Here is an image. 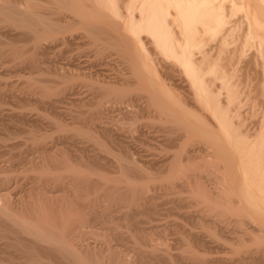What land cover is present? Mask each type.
<instances>
[{
	"label": "bare ground",
	"instance_id": "bare-ground-1",
	"mask_svg": "<svg viewBox=\"0 0 264 264\" xmlns=\"http://www.w3.org/2000/svg\"><path fill=\"white\" fill-rule=\"evenodd\" d=\"M39 2L45 6L40 5L36 9L34 0L32 3L31 0H0V30L5 28L10 32L16 31V36L24 38V43L20 44V41V47L16 43L13 50L10 48L7 50L3 39H0V57L11 54L12 57L14 56L12 61L18 64L23 54L27 55L28 52L29 67L38 71L39 68L36 66L39 62L35 61L38 53L49 50L47 47V49L41 48L45 46L44 43H50L48 46L49 48L52 46L53 50L59 47L62 49L77 38L78 41L86 40L85 51L88 49L90 53L94 52L96 58H103V55L110 51H118L124 57L129 73L113 82L100 81L99 78L97 80V77L94 79L91 76L92 72L87 75L84 72L86 70L83 71L80 67L82 73L78 72L79 68L77 72L72 68V60L77 54L75 57L66 56L67 60L61 66L55 65L58 59L55 55V64L51 63L54 64L51 68L53 75L48 76L49 84L40 81L38 79L41 76L40 73L34 71L36 76L30 73V77L26 80L23 76L22 81L25 82H22V85L19 84L20 87L12 83L13 87L9 86V88L12 87L11 90L15 92L19 90L34 94L37 92L42 100L53 97L50 104L55 106L65 100L64 96L60 97L62 91L73 92L75 88H78L80 84L78 82L82 83L88 79L90 80L88 87L98 90L100 95L89 94V97L85 96L88 98H83L84 100L78 98L79 102L74 101L75 107L78 103L80 104L76 107L79 112L74 110L77 112L76 118L85 116L84 112L87 109L89 119H86V123L89 122L91 125L92 122V126L95 125L93 122L111 124L116 120L115 118L121 121L127 119L130 126L126 125L129 128L127 127L128 131L124 129L126 131L124 133L126 136L129 135L126 137L128 140L138 131L139 121L141 123L144 120L146 123L143 121L144 125L154 123L158 125V131L163 137L160 141L162 146L158 145L163 150L158 152L165 151L169 154L164 155L166 157L163 156L162 160L156 159L157 161L153 158L146 159L147 161L136 159L140 163L143 162L140 164L139 161L132 159L133 154L129 147L127 154L111 156L112 161L108 162L107 154L111 153V149L108 148L109 143L106 140L113 142L117 134H113L112 128L100 127L98 131L97 128L91 129L84 126L86 123L83 125V121H78L83 125L80 128L76 126V122L72 125L67 122L68 125H66L67 123L62 121L63 118L59 117L62 123L52 118L53 124L57 122L54 128L63 132L64 137L65 134L70 138L71 136H77L76 139L82 137L81 139L92 142L95 148L87 151L85 147V149L81 147L83 152L78 151L81 155L76 161L70 159V154L68 155L70 157L66 155L68 151H59L60 155L55 151L50 154V151L42 147L38 151V157L31 158L26 152V155L21 154L16 157L20 162L13 158L19 162L17 164L24 165L23 173L29 176L27 180L29 179L31 184L29 183L30 187L26 189L27 191L22 190L24 193L19 191L15 193L13 190L17 187L12 189L13 186L20 184L17 178L20 174L22 175V172L16 173L18 176L16 177L14 170L0 169V264H149L150 262L152 264V260L156 261L153 264H219V262L264 264V115L260 118V122L255 121V124L251 126L234 122L235 119L233 120L229 107L237 101L240 92L239 84L233 83L235 80L233 81L228 74V70L232 71L234 66L235 56H227L231 52L229 47L235 46L232 50L233 55H236L235 51H240L239 49L244 51L243 49L248 50V47H251V50L254 48L257 51L256 56L264 60V0H125L123 7L119 5L120 0H39ZM121 11L125 14L124 18L121 17ZM238 14L241 16L239 15L237 19L241 18V24L245 25H242V28L246 27L242 30L243 32L239 31L241 26L237 27L241 35H237L238 33L235 35L233 30L237 28L230 26L233 25L230 23L233 17ZM239 19L238 22H240ZM73 30H82L83 33L74 36ZM20 38L19 40H22ZM145 40L151 44L150 51L149 48L148 50L143 48ZM238 40L241 41L240 44ZM235 42H238L239 46L236 47ZM67 53L68 51L57 54ZM177 75L182 76L181 79L178 77L179 83L175 78ZM19 80L21 79L17 81L21 83ZM7 85L5 83L2 85L4 87L0 85V92L7 88L5 87ZM60 87L64 90H60ZM180 89L185 90L181 92ZM92 90L91 94L94 93ZM184 91L187 93L185 94ZM74 93H71L72 97ZM78 107L81 108L78 109ZM112 108L115 109L112 111ZM20 116L24 118L26 115ZM63 122L66 124L64 125ZM32 131L25 135L32 141L31 144L36 143L37 146V143H41L45 137L40 135L45 134L38 136ZM124 133L122 136H125ZM123 139L120 141L123 142ZM139 139L136 138L135 141ZM120 141L118 145L122 147L123 144ZM135 141L132 140V142ZM166 148L169 151L165 150ZM102 156L107 160L104 163ZM194 156L211 159L212 161L208 163L209 161L206 162L204 158V162L208 165L214 164V169L210 170L212 172H206L207 174L204 171L201 172L200 169L205 165L202 162L195 163L196 160L193 162L194 169L189 168L190 160L188 159L192 158V161ZM187 160L185 168H188V171L182 167L186 165L184 163ZM98 164L103 165L98 167ZM107 165H112L113 169L110 168L116 170L115 176H112V173L109 176L110 171ZM100 167L107 169L108 172L101 173L102 171L98 169ZM206 167L208 166L203 169L206 170ZM64 173L71 177L64 178L63 176H66L63 175ZM23 178L26 179V177ZM51 183H59V186L62 184L58 192L61 193L62 187H64L63 191L67 188L66 192L62 191L58 194L56 191H49L48 188L53 185ZM161 183H165L164 186ZM159 185L163 188L161 191L164 194L174 196L173 201L178 209L188 210L185 216L191 219L189 224L183 222L184 225L173 224L172 226L169 223L171 225L166 224L160 228L159 225L155 226L151 223L154 226L151 227L150 224L148 227L149 222L153 220L150 216H143L145 218L141 221L130 219L134 224L129 221V218L136 214L160 213L157 202L158 197L163 193L160 191L162 193L160 195L159 191L158 193L155 191ZM150 189L156 193L147 195L146 192ZM130 206L131 209H129ZM126 220L132 224L129 223V226L134 225L133 228L128 227V222L125 223L127 226H123L124 223L122 226L119 224ZM114 221H117L120 226ZM98 225H104V228L99 226L102 228L99 230ZM121 227L126 228H124L125 233L128 231L129 237H127L130 238L128 241L131 240L132 244L128 241L127 243L131 246L130 252L133 250L132 256L129 255L128 244L123 246L128 252L119 244L121 241L118 238L125 234L118 232ZM169 229H171L170 232ZM165 231L178 235V239L175 238L180 245L177 247L176 243L175 247L169 249L175 253V249L179 248L178 254L172 255L166 249L168 246L164 244L167 241H165L167 237ZM203 235L213 240H221V245H223L222 241L230 243L229 246L234 243L237 245L234 248L237 249L236 251L240 249V252L235 251L236 255L231 254L232 256L227 260L222 258L220 261L222 255L219 260L212 257L206 258L202 253L208 250L197 247L198 243L202 242L200 238ZM87 236L89 238L98 236L99 238L94 239L102 240V244L100 245V241L94 242V239L92 242L91 238V242L90 240L88 242ZM117 240L120 241L118 243L120 246L115 245ZM193 240L194 243L199 242L195 245L191 243ZM112 241L115 243L112 244ZM201 244L205 246V243Z\"/></svg>",
	"mask_w": 264,
	"mask_h": 264
},
{
	"label": "rangeland",
	"instance_id": "rangeland-1",
	"mask_svg": "<svg viewBox=\"0 0 264 264\" xmlns=\"http://www.w3.org/2000/svg\"><path fill=\"white\" fill-rule=\"evenodd\" d=\"M14 1H17V0H14ZM121 2H120V6L121 7H123L124 5L123 4H125V0L124 1H122V0H120ZM19 2V1H18ZM33 2V0H31V3ZM19 3H21V2H19ZM36 3H39V4H36ZM34 5H35V7H36V9L37 8H39V6L41 5V7L42 6H45V4H43V3H40L39 2V0L37 1V0H34V3H33ZM122 4V5H121ZM120 7V9L121 10H123V8H121ZM122 12V11H121ZM240 14H238V16H235V17H233L234 19H232L233 20V22H232V20H231V24H233V25H230V26H235V28H237L238 26H241V28H242V25L243 26H245L244 24H241L242 22H241V18L239 19V21L240 22H238V19H237V17H240L239 16ZM124 16H125V14L122 12V15H121V17L122 18H124ZM237 19V20H236ZM235 22H237L236 24H237V26H236V24H235ZM243 23H245V21L243 20ZM235 24V25H234ZM239 29V28H237V30H233L234 31V34L235 33H238L237 35H241L242 33L241 32H238V29H239V31H242V30H244L243 28L242 29ZM2 31V33H0V35H1V40L6 44V49L8 50V48H10V50H13V48H15L16 47V43H18V45H19V43H20V41H21V43L20 44H22V43H24V38L22 39V38H20V36H16L17 35V32L15 31H12V32H10V30H6L5 28H3L2 30H0V32ZM232 31V32H233ZM78 32V33H77ZM80 32V33H79ZM81 32L83 33V31L82 30H73L72 31V34H74V36H78L79 34H81ZM243 32V31H242ZM7 33V34H6ZM12 33V34H11ZM3 34V35H2ZM10 34V35H9ZM6 35V36H5ZM236 35V34H235ZM14 36V37H13ZM6 39H5V38ZM18 38V39H17ZM19 38L20 39H22V40H19ZM7 39L9 40L8 42H7ZM77 38H75L72 42H71V44L69 45V46H67V47H63L62 49L59 47V48H56V49H54L57 53L59 52H65V51H68V53L67 54H61V55H59V54H57V53H55V51L53 50V49H51V47L52 46H50V48H49V46L48 45H50V43H44L43 45H45V46H42L41 48H48L49 50H44V52L46 53V55H45V53H42V52H40V53H38V57H37V59H36V56L34 57L35 59V61H37V62H39V64L37 63V68H39L38 69V71L37 70H32L30 67H29V59H28V52H27V55L26 54H23V57H25V58H23V57H19L21 60H20V62H18V64H17V62L16 63H14V61H12L13 59V57H12V55L10 56L9 54L6 56V55H3V56H1L0 57V71H2V72H0L1 74H0V85L2 86V85H4V83H5V85H7V86H5V87H7V88H5L4 90H2V92H0V93H2V95H0V169H7V170H14V174H15V176L16 177H18L17 176V174H20L21 172H22V175L20 176L19 175V177L17 178L18 179V181H20L19 183L20 184H18V185H16V186H13V188L12 189H14V188H16L15 190H13L15 193L17 192L18 193V191L19 192H23V191H27L28 189H29V187H30V180L28 181L27 180V177H29V176H26L25 175V173H23L24 171H23V169H24V165L23 166H21V165H19V164H17V162L19 161L20 162V160H19V158H16V157H19V155L21 156V154H23V155H26V154H28V156L30 155L31 156V158H35V157H38L37 156V154H39V150H41L42 148H44V149H47L48 151H50V154H53L54 153V151L55 152H58L57 154L58 155H60V153H59V151H61V152H65V151H68V152H66V153H68V154H66L67 156L70 154V156H68V157H70V159L72 160V161H76V160H78L79 159V156L81 155V152H83V150H82V148L83 149H85L86 148V150L88 151L89 149H91V150H94V148H95V146L93 147V143L91 142V143H89V141H87V140H85V139H81L80 137H78L77 139L75 138V137H77V136H71L72 138H70V136H66V134H65V137H64V133L63 132H60L58 129H55L54 127H55V125L57 124V122L55 123V124H53L54 123V119L56 118V120L58 121V123L60 122V123H62V121H65L66 123L68 122L69 123V125H72L73 123H75L76 124V126H78V127H80V128H82L83 127V125L86 123V119H89V117L87 116L88 115V112H86L87 111V109H85L86 111L84 112V113H86V115L85 116H80V118H79V116L76 118V111H74V110H77V106L78 105H80L78 102H79V99H86V98H88L89 96V94L90 95H95V96H99L100 95V93L98 92V90H92L90 87H88V81H90V80H88V79H86V80H84L82 83L81 82H78V83H80L79 84V86H77L78 88H75V90L73 91V92H64V91H62L63 93L62 94H60V97L61 96H64L65 98V100H62L60 103H58L57 105L55 104V106L54 105H52V104H50V103H52V101L51 100H53L52 98L53 97H49L50 99H44V100H42V98L40 99V97H41V95L40 94H38L37 92H35V94L34 93H31V92H25V91H23L22 92V90L20 91H12L11 90V88L13 87V84L12 83H14L15 85L17 84V85H19V84H23L22 82H25V81H22L23 80V76H25V80L28 78V77H30V75L31 74H33L34 73V75H35V72L34 71H37L36 73H40V75L41 76H43V77H45V78H43V77H38L39 75L37 74V77H38V79L40 80V81H44V83H46V84H49L50 83V78L49 77H52V75L53 74H51L52 73V70H51V68H53V66H54V64H55V62H56V66L57 65H59V66H61V65H63V63H65L66 62V60H67V57H75V55L77 54L78 55V53H79V56H77L76 55V57L75 58H73V62H72V68H74V70L77 72L78 71V68L80 67V68H82L83 69V71L84 70H86V71H84V72H86L85 74H91V72L93 73V74H91V76L94 78V79H96V77H97V80H98V78H99V80L100 81H102V80H107L108 82H113V80H117L118 78H120V76H123V75H127V73H129V68L127 67L128 65H126V61H125V59H124V57L123 56H121L119 53H118V51L116 52L115 50L114 51H110V53L108 52L107 54L105 53L104 55H103V58L102 57H100V58H96V55L94 56V52H92V53H90L91 51L89 50L88 51V49H87V51H85L86 49H84V48H86L85 47V43H87V42H85L84 40H82V39H80L79 41L78 40H76ZM11 41V42H10ZM14 41H15V43H14ZM75 41V42H74ZM239 41V44H240V42L242 41V39H241V41L240 40H238ZM2 42V43H3ZM8 44H7V43ZM46 42H48V41H46ZM78 43H80L79 45H78ZM83 43V44H82ZM236 44H234V45H236V47L237 46H239V44H237L238 42H235ZM10 44V45H9ZM14 44V45H13ZM78 45V46H77ZM83 47V45H84V47L82 48L81 46ZM149 45H151L148 41L146 42V40L144 41V46H143V48H149V51H150V47L151 46H149ZM15 46V47H14ZM21 45H19V47H20ZM72 46V47H71ZM80 46V47H79ZM87 46V45H86ZM18 47V46H17ZM88 47V46H87ZM233 47H235V46H232V47H229V49L231 48V52L229 53L230 55H228L227 54V56H235L234 57V62L236 63H234L233 62V64H234V66L232 67V71L231 70H228L229 71V76H231L230 78H232V80L234 81H232L233 83H237V84H239V98L237 99V101L235 102L236 103V105H235V103L233 104V105H231L230 107H229V109H231L230 111V113H232L231 115H232V117H233V120H234V122L235 123H237V124H239V123H241L242 122V124L243 123H245L246 125H254L255 123V121H256V123L257 122H260L259 120H261L260 118L261 117H263V115H264V93L262 94V92H264V74H263V71H264V60L261 58V60H260V57L258 58L257 56H256V54H257V51H255V49L254 48H252V50L250 49L251 47H248L247 49L248 50H245V49H243L244 51H246V52H244V51H242L241 49H239L240 51H235V52H237L236 53V55H233L232 54V50L234 49ZM4 48V49H5ZM12 48V49H11ZM46 48V49H47ZM74 48V49H73ZM75 48H77V49H75ZM5 49V50H6ZM57 49H60L59 51H57ZM84 51H83V50ZM9 50V51H10ZM50 50H51V52H50ZM77 50V51H76ZM83 51L82 53H81V51ZM144 50V49H143ZM148 50V49H147ZM8 51V52H9ZM47 51V52H46ZM146 51V50H145ZM228 51H230V50H228ZM15 52H16V50H15ZM76 52V53H75ZM89 54H88V53ZM235 52H233V53H235ZM240 52H242L241 54H240ZM252 52V53H251ZM50 54V55H49ZM52 54V55H51ZM53 54H54V56H53ZM110 54V55H109ZM239 54V55H238ZM248 54V55H247ZM55 55H57L56 57L59 59H57L56 60V58H55ZM242 55V56H241ZM252 55H254V56H252ZM10 56V57H9ZM46 56V57H45ZM60 56V57H59ZM67 56V57H66ZM151 56H153V55H151ZM48 57H49V59H48ZM97 57H99V56H97ZM123 57V58H122ZM253 57V58H252ZM80 58H81V60H80ZM83 58V59H82ZM96 58V59H95ZM238 58H241V59H238ZM243 58V59H242ZM9 59V60H8ZM10 59H11V62H10ZM76 59H78L77 61H75ZM85 59V60H84ZM124 59V60H123ZM259 59V60H258ZM17 60V59H16ZM19 60V59H18ZM40 60V61H39ZM53 60V61H52ZM56 60V61H55ZM61 60H63L62 61V63H61ZM237 60H240V61H237ZM6 61V62H5ZM28 61V62H27ZM55 61V62H54ZM92 61V62H91ZM95 61V62H94ZM8 62V63H7ZM54 62V64L52 65L51 63H53ZM61 64H60V63ZM91 62V63H90ZM259 62V63H258ZM6 63V64H5ZM21 63V64H20ZM58 63V64H57ZM76 63V64H75ZM79 63V64H78ZM87 63H89V64H87ZM14 64H16L15 65V67H14ZM75 64V65H74ZM6 65V66H5ZM8 65V66H7ZM18 65V66H17ZM74 65V66H73ZM76 65H77V68H76ZM79 65V66H78ZM126 65V66H125ZM235 65H237V66H235ZM3 66V67H2ZM17 66V67H16ZM14 67V68H13ZM88 67V68H87ZM235 67V68H234ZM241 67V68H240ZM11 68V69H10ZM79 68V73H82V69H80ZM234 68V69H233ZM14 69V70H13ZM26 70V71H25ZM45 70V71H44ZM49 70V71H48ZM234 70V71H233ZM235 70H236V72H235ZM249 70V71H248ZM8 71L10 72V73H8ZM29 71V72H28ZM239 71V72H238ZM5 72H7V73H5ZM18 72V73H17ZM41 72H45V73H47V74H43V73H41ZM5 73V74H4ZM20 73V74H19ZM31 73V74H30ZM238 73H239V75H238ZM3 74V75H2ZM16 74H19L20 76H22V77H20L19 75H16ZM49 74V75H48ZM84 74V73H83ZM117 76H116V75ZM227 74V75H228ZM263 74V75H262ZM33 75V76H34ZM233 75V76H232ZM2 76V77H1ZM15 76V77H14ZM16 76H18V77H16ZM36 76V75H35ZM34 76V77H35ZM49 76V77H48ZM235 76V77H234ZM32 77V76H31ZM109 77V78H108ZM114 77V78H113ZM178 77H180V76H176L175 78L178 80L177 82L179 83V79H181V77L178 79ZM41 78V79H40ZM102 78V79H101ZM240 78V79H239ZM18 79H21V80H19L21 83H19L17 80ZM52 79V78H51ZM112 80V81H111ZM241 80V81H240ZM8 82V83H7ZM104 82V81H103ZM244 82V83H243ZM105 84H106V82H104ZM12 84V85H11ZM90 84V83H89ZM81 85V86H80ZM240 85H241V87H240ZM9 86H12L11 88H9ZM2 87H4V86H2ZM2 87H1V89H2ZM19 87H20V85H19ZM62 87V86H61ZM60 87V90L62 89ZM79 87H80V89H79ZM88 87V88H87ZM242 88V89H241ZM92 90V92H94V93H92L91 94V90ZM244 89V90H243ZM62 90H64V89H62ZM79 90V91H78ZM85 90V91H84ZM90 90V91H89ZM183 90H185V89H183ZM183 90L182 89H180V91L181 92H183ZM187 90V89H186ZM263 90V91H262ZM1 91V90H0ZM3 91H4V93H3ZM7 91H8V93L11 95H9L8 93H7ZM96 91H97V93H96ZM249 91V92H248ZM12 92V93H11ZM19 92V93H18ZM20 92H22V93H20ZM75 92V93H74ZM81 92V93H80ZM185 92V94L187 93L186 91H184ZM244 92H246V93H244ZM71 93H74V95H73V97H72V95H71ZM77 93V94H76ZM79 93V94H78ZM85 95H84V94ZM244 95H243V94ZM14 94V95H13ZM27 94V95H26ZM37 94V95H36ZM83 94V95H82ZM19 95V96H18ZM66 95V96H65ZM81 95V96H80ZM224 95V94H223ZM223 95H222V97H223ZM15 96V97H14ZM26 96L28 97V98H26ZM33 96V97H32ZM70 96H71V98H70ZM84 96V97H83ZM85 96H88V97H85ZM37 97V98H36ZM18 98V99H17ZM24 98V99H23ZM79 98V99H78ZM33 99V100H32ZM38 99V100H37ZM71 99V100H70ZM73 99H75V100H73ZM77 99V100H76ZM83 99V100H84ZM2 100V101H1ZM50 100V102H48ZM80 100V101H81ZM74 101H78L77 103H78V105L75 107V105H76V102H74ZM23 102V103H22ZM63 102V103H62ZM25 103H26V105H25ZM138 103L140 104V101H138ZM31 107V108H30ZM44 107V108H43ZM51 107V108H50ZM20 108H22V109H20ZM76 108V109H75ZM79 108H81V107H78V109ZM1 109H3V110H1ZM19 109V110H18ZM57 109V110H56ZM62 111H60V110ZM115 108H112V111L114 110ZM4 110H6V111H4ZM38 110V111H37ZM84 110V109H83ZM234 110V111H233ZM3 111V112H2ZM13 111H14V113H13ZM15 111H17V112H15ZM20 111V112H19ZM24 111V112H23ZM29 111V112H28ZM48 111V112H47ZM58 111V112H57ZM78 111V110H77ZM81 111V110H80ZM111 111V110H110ZM23 114H25L26 116L23 118V117H19V115H23ZM79 112V111H78ZM81 112H83V111H81ZM80 112V113H81ZM34 113V114H33ZM49 113H50V115H49ZM58 113V114H57ZM60 113V114H59ZM71 113V114H70ZM263 113V114H262ZM16 114H18L17 116H18V118H17V116H16ZM38 114V115H37ZM30 115V116H29ZM47 115V116H46ZM58 115V116H57ZM109 115H112V113L110 114L109 113ZM9 116V117H8ZM14 116V117H13ZM39 116V117H38ZM64 116V117H63ZM238 116V117H237ZM62 119V121H60L61 119ZM71 117H72V119H71ZM84 117H86V118H84ZM88 117V118H87ZM7 118H10V119H7ZM26 118V119H25ZM52 118H54V119H52ZM76 118V119H75ZM79 118V120H77ZM82 118V119H81ZM5 119V120H4ZM14 119V120H13ZM32 119V120H31ZM81 119V120H80ZM84 119V120H83ZM116 120L118 119V118H115ZM241 119V120H240ZM16 120H18V121H16ZM22 120V121H21ZM35 120V121H34ZM72 120V121H71ZM114 120V121H112L111 122V124L109 123V124H105V123H102V122H97V124H96V122H93V124H95V125H93L92 126V122H91V125L89 124V122H87L86 123V125H84V126H88L89 128H91V129H96L97 128V130L99 131V129H101L102 127H105V126H107V127H109L108 129H110V128H112L111 130L113 131V134L115 135L116 133V138L113 140V142H111V141H109V140H106L109 144H107V146H108V148L109 149H111V153H109V154H107V160H108V162L111 160L112 161V158H111V156H117L118 154H121V153H124L123 155H125V153L127 154V152H129L127 149L129 148V150H131V152H132V154H133V157H132V154H131V152L129 153L130 154V156L132 157V159L134 158L135 160L136 159H140V161H141V159H145L144 161H147L148 159L149 160H151V158H153L154 160H162V159H164L166 156H164V155H167V154H169V153H165V151H163L162 153H161V151L163 150L161 147H158V145L159 146H162V144H160L161 142L160 141H162L161 140V138L163 139V137H162V133H161V135H160V132L158 131V125H156V124H151V125H149V124H147V125H144V123H145V121H144V123H143V121L140 123V121L137 123L138 124V131H136V134L134 135H132V137H130V139L128 140V138L126 139V137H128L129 135H125V133L124 132H126V131H128V126H126V125H129L130 126V122H128L127 121V119L125 120V119H122V121L119 119V120ZM244 120V121H243ZM26 121V122H25ZM30 121V122H29ZM82 122L83 123V125H81L82 123H79V122ZM123 121H125V123L123 122ZM238 121V122H237ZM12 122V123H11ZM25 122V123H24ZM77 122H78V124H77ZM121 122V123H120ZM126 122H128V123H126ZM251 124H250V123ZM253 122V123H252ZM19 123V124H18ZM30 123V124H29ZM35 123V124H34ZM41 123V124H40ZM66 123H64L63 122V124L65 125ZM68 123L66 124V125H68ZM122 123H124V124H122ZM142 124V125H144V126H140V127H142V129H140V127H139V125L140 124ZM248 123V124H247ZM5 124V125H4ZM75 124H74V126H75ZM146 124V123H145ZM211 124H212V122H211ZM54 125V126H53ZM90 125V126H89ZM212 125H214L215 126V124L213 123ZM23 126V127H22ZM98 126V127H97ZM124 126V127H123ZM125 126H126V128H125ZM101 127V128H100ZM123 127V128H122ZM128 127V128H127ZM213 127V126H212ZM10 128V129H9ZM99 128V129H98ZM118 128H120V129H118ZM216 128V127H215ZM26 129V130H25ZM31 129V130H30ZM124 129H126V131L124 130ZM30 130V131H29ZM34 132H33V131ZM139 130H141V131H143V133L145 134V135H143V133L140 131V133H137V132H139ZM33 132L34 134L36 133V135H40V134H45V135H40V136H45L44 137V140H42V142L41 143H37V146H36V143L35 144H31L32 143V141L31 140H28V136L27 135H25V134H27L28 132ZM124 133V135L125 136H122L123 135V133ZM158 132V133H157ZM38 133V134H37ZM142 133V134H141ZM10 134V135H9ZM138 134V135H137ZM147 134V135H146ZM59 135V136H58ZM117 135H119V136H117ZM121 135V136H120ZM140 135V136H139ZM149 135V136H148ZM152 135V136H151ZM2 136V137H1ZM4 136V137H3ZM9 136V137H8ZM27 136V137H26ZM47 136V137H46ZM49 136V137H48ZM138 136V137H137ZM157 136V137H156ZM67 137V138H66ZM123 137H125L124 139H123ZM137 139H139V137H141L140 139H139V141H141V142H139L138 140L137 141H135V139L136 138ZM145 139H144V138ZM148 137V138H147ZM70 139V141H69V139ZM117 138H119V139H117ZM132 138V139H131ZM147 138V139H146ZM155 138V139H154ZM80 139V140H79ZM120 141L121 139H123V142H121L123 145H121L122 147H120L119 145H120V143L117 141ZM154 139V140H153ZM160 139V140H159ZM27 140V141H26ZM49 140V141H48ZM73 140V141H72ZM116 140V141H115ZM124 140H127L126 142L124 141ZM132 140L133 141H135V142H132ZM4 141V142H3ZM26 141V142H25ZM86 141H87V143H86ZM147 141H149V143H147ZM69 142H70V144H69ZM115 142V143H114ZM116 142H117V145H116ZM124 142L126 143V144H124ZM127 142H128V144H127ZM130 142V143H129ZM137 142V143H136ZM139 142V143H138ZM52 143V144H51ZM71 143H73V144H71ZM118 143H119V145H118ZM141 143V144H140ZM146 143V144H145ZM1 144H3V145H1ZM7 144V145H6ZM27 144V145H26ZM29 144H30V146H29ZM42 144V145H41ZM68 144V145H67ZM89 144V145H88ZM136 144V145H135ZM152 144V145H151ZM26 145V146H25ZM40 145V146H39ZM55 145V147L53 148V146ZM125 145H127V146H125ZM132 145V146H131ZM123 146L126 148V150H123V149H125V148H123ZM135 146V147H134ZM37 147H39V149L37 148ZM42 147V148H41ZM58 147V148H57ZM64 147H66V148H64ZM82 147V148H81ZM85 147V148H84ZM92 147H93V149H92ZM112 147V148H111ZM28 148V149H27ZM88 148V149H87ZM158 148H160V149H158ZM60 149V150H59ZM64 151H63V150ZM76 149V150H75ZM162 149V150H161ZM82 150V151H81ZM90 150V151H91ZM121 152H120V151ZM158 150H161V151H159L158 152ZM165 150H167V148L165 149ZM31 151V152H30ZM37 151V152H36ZM78 151H81L80 152V154L78 153ZM150 151V152H149ZM167 151H169V150H167ZM166 151V152H167ZM23 152V153H22ZM27 152V153H26ZM53 152V153H52ZM76 152V153H75ZM115 152V153H114ZM119 152V153H118ZM206 152H208V151H206ZM26 153V154H25ZM72 153V154H71ZM134 153L136 154V155H134ZM32 154V155H31ZM111 154V155H110ZM114 154V155H113ZM151 156H150V155ZM159 154V155H158ZM4 155V156H3ZM77 155H78V158H77ZM122 155V154H121ZM154 155V156H153ZM196 155V154H195ZM197 155H198V153H197ZM196 155V156H197ZM8 156V157H7ZM33 156V157H32ZM156 156V157H155ZM163 156H164V158H163ZM168 156V155H167ZM11 157H12V159L13 158H16V159H18V161L16 160V159H11ZM102 157H104V156H102ZM146 157H149V158H146ZM155 157V158H154ZM158 157V158H157ZM105 158L106 157H104V161H102L103 163L105 162V161H107V160H105ZM111 158V159H110ZM205 158V157H204ZM204 158L202 159V157H196L195 158V156L193 157V160L191 161V159L192 158H190V159H188V160H190V162H191V164L193 165L194 163L193 162H195L194 160H196V162L195 163H200V162H202V164L203 165H205V166H208V167H206L207 169L206 170H204L205 169V166L202 168V169H200V170H202L201 172H205V174H207L206 172H209L210 170H212V169H214V164L212 165H208V163H210L211 161L210 160H208V159H206L205 158V160H206V162H208V163H206L205 164V160H204ZM208 158H211V157H208ZM5 159V160H4ZM147 159V160H146ZM142 160V161H143ZM156 160V161H157ZM188 160L184 163V164H186V163H188ZM201 160H203V161H201ZM110 161V162H111ZM114 161V160H113ZM137 162L139 161V160H136ZM140 161H139V163H140ZM199 161V162H198ZM18 162V163H19ZM159 162V161H158ZM190 162L188 163V166H189V168H191V167H193L192 169H194V165L192 166L191 164H190ZM204 162V163H203ZM75 163H77V162H75ZM74 163V164H75ZM141 163H143V162H141ZM140 163V164H141ZM10 164V165H9ZM201 164V163H200ZM7 165V166H6ZM12 165V166H11ZM99 165H103V164H98L97 166L99 167ZM191 165V166H190ZM197 165V164H196ZM96 166V165H95ZM96 166V167H97ZM147 166V165H146ZM149 166V165H148ZM15 167V168H14ZM18 167V168H17ZM20 167V168H19ZM23 167V168H22ZM104 167V166H103ZM98 168L100 171H102L101 173H103L104 171L105 172H108V171H110V172H108L109 173V176L110 175H112V176H115L116 175V173H115V169L114 170H112L113 169V167H114V164H113V167H112V165L111 166H106L107 168H109L108 169V171H107V169H105V168ZM112 169H111V168ZM182 167H184V170H186L187 169V171H188V168H185V167H187V164L184 166V165H182ZM213 167V168H212ZM11 168V169H10ZM97 169V170H98ZM104 169V170H103ZM111 169V170H110ZM192 169H190L191 171H192ZM16 170V171H15ZM17 170H18V172H17ZM98 170V171H99ZM189 170V171H190ZM199 170V171H200ZM215 170H216V167H215ZM198 171V172H199ZM114 172V173H113ZM201 172H199L200 174H202ZM210 172H212V171H210ZM214 172V171H213ZM17 173V174H16ZM108 173H106V175L108 174ZM112 173V174H111ZM204 174V173H203ZM24 175V176H23ZM63 175H66V176H63L64 178H70L71 176H69L67 173H64ZM21 177V178H20ZM23 177H26V179L25 178H23ZM20 179V180H19ZM24 180V181H23ZM190 180V179H189ZM25 182V183H24ZM30 183V184H29ZM157 183V182H156ZM51 184H53V183H51ZM162 184V183H161ZM165 184V183H164ZM164 184H162V186H164ZM29 185V186H28ZM24 186V187H23ZM26 186V187H25ZM51 187H49L48 189H49V191L51 190V191H56V192H58V190L61 188V186H62V184H60V186H59V183H57V184H53V185H50ZM57 187V189H56V187ZM74 186H76V185H74ZM73 186V187H74ZM156 186H158V184L156 185ZM156 186H155V188H156ZM21 187V188H20ZM60 187V188H59ZM160 187H161V185H159V188H157V190L155 189V191L158 193V191H159V193L158 194H162L163 193V191H161V190H163V188L162 189H160ZM28 188V189H27ZM59 188V189H58ZM63 188L64 187H62V191H63ZM27 189V190H26ZM53 189V190H52ZM21 190V191H20ZM23 190V191H22ZM61 190V189H60ZM59 190V191H60ZM66 190H67V188L63 191V192H66ZM62 191H61V193H62ZM155 191H153V190H148V192H146V194L147 195H152V194H154V192ZM162 193H161V192ZM155 192V193H156ZM24 193V192H23ZM60 192H58V194H59ZM60 193V194H61ZM145 194V195H146ZM164 194V193H163ZM159 195L160 197H158L159 198V200H158V202H157V205L159 206V208H158V210L160 211V213H159V211H158V213L159 214H153V215H151L152 213H150V214H147V215H143V214H136L135 216H133V217H131V218H129V221H130V219L133 221V220H138L139 221V219H140V221H141V219L143 218H145L146 216L147 217H149L150 216V219H152L153 218V222L152 221H150L149 222V225H148V227H150V224L151 223H154L155 224V226H158L159 225V227L161 226V227H163V226H165L166 224L167 225H171L172 224V226H173V224L175 225V224H178V225H182L183 224V222H184V224L187 222L188 224L190 223V220L191 219H189L188 217H186L185 215H186V213H188V210L187 209H185V211H184V209L182 208V209H178V207H177V204L175 203V201H173V198H174V196L172 197V195L171 194H169V195H167V194H164V195ZM175 199V198H174ZM156 200V201H157ZM173 201V202H172ZM202 202V201H201ZM204 203H208V202H206V201H203ZM176 205H175V204ZM203 203V206L205 205ZM199 205H200V202H199ZM173 206V207H172ZM200 206H202V203H201V205ZM133 207V206H132ZM129 209H131V206H130V208ZM140 209V208H139ZM184 212V213H183ZM137 213H139V212H137ZM161 214V215H160ZM119 216H120V214H118ZM141 215V216H140ZM184 215V216H183ZM143 216H145V217H143ZM152 216V217H151ZM141 217V218H140ZM155 217V218H154ZM154 219H155V221H154ZM159 220V221H158ZM132 221H130L131 223H133L134 224V222H132ZM192 221H194V220H192ZM191 221V222H192ZM116 224L118 223L117 221H114ZM128 221L126 220V221H123V222H120L119 224L122 226V224H123V226H127L128 225V227H130V228H133V226L131 227V226H129L131 223L130 222H128V224L127 225H125V223H127ZM130 223V224H129ZM169 223H171V224H169ZM186 223V224H187ZM195 223V222H194ZM119 224H117L118 226H120ZM154 224L152 225L151 224V227L152 226H154ZM183 224V225H184ZM132 225V224H131ZM100 225H98V227H99ZM104 226V225H103ZM102 225L100 226V227H102V228H104ZM105 226H107V225H105ZM98 228L99 230L100 229H102V228ZM160 227V228H161ZM125 228V227H124ZM123 227H121V228H119L118 230V232L119 233H121V234H124L125 232V229H124ZM160 228H158V229H160ZM97 229V230H98ZM123 229V230H122ZM172 229V228H171ZM171 229H169L168 231L170 232L171 231ZM121 231V232H120ZM167 234H165V236L167 235V237H165L166 239H165V241H166V243H164V244H167V246L168 247H166V249H171V247H175V244H176V246L178 247L179 245H180V243H178L177 242V237H178V235H174L172 232L171 233H169V232H167V231H165ZM200 233H201V231H199ZM127 233H128V231H127ZM127 233H125L126 234V236H125V234L123 235V237H121V238H118V240L120 239V241H121V243H123V244H121V243H119L120 241H116V244L115 245H117L118 243L120 244V245H122L121 246V248H126V247H123L125 244H128L127 243V241H128V239H130V238H128L129 236H128V234ZM172 234V235H171ZM169 235H171V237H172V239H171V237L169 236ZM225 235H226V233H225ZM128 236V237H127ZM93 237V236H92ZM91 236H90V238L92 239V242L94 241V242H98V241H102V240H99L98 239V241H96V239H94V238H97V237H93L92 238ZM126 237V238H125ZM170 237V238H169ZM175 239H174V238ZM89 237L87 236L86 237V240L88 239ZM88 239V242H89V240H90V242H91V239ZM99 238V237H98ZM203 238V239H202ZM94 239V240H93ZM100 239H102L101 237H100ZM123 239V240H122ZM124 239H126V241H124ZM215 239V238H214ZM209 240V242H212L213 241V243H209V242H206V241H208ZM211 240V241H210ZM217 240V241H216ZM131 241V240H130ZM130 241H128L129 243H130ZM200 241H202L203 242V244L205 245V246H203L199 241V243H198V245H197V247H203V248H206L208 251H206V253L204 252V253H202V254H204L205 256H206V258H210V257H212V258H218V260H219V258L221 257V255L223 256V257H221L220 258V261L222 260V258L223 259H225V260H227V258L229 259L232 255L231 254H233V256H234V254H235V251L237 250V249H235L236 247H237V245L236 244H234V243H231V246H229L230 245V243H225V242H223L222 241V244L223 245H221V240L219 241L218 239H215V240H213V238L212 239H210V237L208 238V236L206 237V235H203V237H201L200 238ZM99 242V243H100ZM124 242H126V243H124ZM171 242H172V244H171ZM174 242V243H173ZM215 242V243H214ZM217 242H218V244H217ZM98 243V244H99ZM113 243H115V242H113L112 241V244ZM192 244L194 243V240L191 242ZM197 243H194L195 245L197 244ZM207 243H209V244H207ZM102 244V242L100 243V245ZM118 244V246H120ZM130 244H132V243H130ZM130 244H128V249H129V252H130V250H131V246H130ZM209 245V246H207V245ZM229 244V245H228ZM174 245V246H173ZM217 245H218V248H217ZM125 246H127V245H125ZM164 247L166 246V245H163ZM227 246H228V249H227ZM233 246V247H232ZM170 247V248H169ZM176 247V248H177ZM210 247V248H209ZM232 247V248H231ZM235 247V248H234ZM181 248H182V246H181ZM214 249V251H213V249ZM234 248V249H233ZM175 248H173V250H174ZM179 248H177V249H175L176 251H175V253L176 254H178L179 252H180V250H178ZM199 249V248H198ZM201 249V248H200ZM216 249V250H215ZM231 249H232V252H231ZM124 250H126V252H128L127 251V248L126 249H124ZM224 250V251H223ZM240 249H238V251H236V252H240L239 251ZM133 251V250H132ZM131 251V252H132ZM170 251V253H172V255L174 254L175 255V253L172 251V250H169ZM172 251V252H171ZM210 251V252H209ZM211 251H212V253H211ZM223 251V252H222ZM228 251V252H227ZM130 252V256H132L133 254ZM210 253V254H209ZM132 254V255H131ZM207 254H208V256H207ZM214 254V255H213ZM216 254H217V257H216ZM228 255V256H227ZM236 255V254H235ZM214 256V257H213ZM224 256H226L225 258H224ZM217 260V259H216ZM154 260H152V264L153 263H155L156 261H154ZM149 264H151V262L149 263ZM157 264V263H156ZM215 264H217V263H215ZM219 264H223L222 262L220 263L219 262Z\"/></svg>",
	"mask_w": 264,
	"mask_h": 264
}]
</instances>
